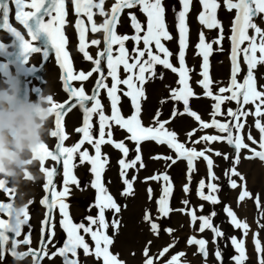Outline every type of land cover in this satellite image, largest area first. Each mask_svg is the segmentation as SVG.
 <instances>
[{"label": "rangeland", "instance_id": "1", "mask_svg": "<svg viewBox=\"0 0 264 264\" xmlns=\"http://www.w3.org/2000/svg\"><path fill=\"white\" fill-rule=\"evenodd\" d=\"M254 3L0 0V264H145L160 258L166 260L163 264L183 258L254 264L247 253L255 243L244 227L246 212L241 217L236 204H228L232 215L228 205L225 210L213 200L221 183L230 184L228 199L240 197L244 178L238 167L227 181L217 167L205 171L207 187L203 184L196 193L206 197L184 210L191 214L187 221L201 216L191 231L190 221L166 205L170 196L184 195V168L178 165L169 174L164 163L171 157L144 134L167 130L183 135L186 120L176 122L172 116L179 114L176 98L181 92L197 98L201 86L219 79L209 75L213 70L208 64L218 53L226 59V50L232 56L250 50L256 55L253 71L258 89L264 91V67L259 68L264 63V0ZM257 25L260 30L255 32ZM194 54L195 64H206L208 74L204 70L202 75V68L191 72ZM257 109L259 118L264 109ZM166 117L173 123L159 127ZM254 123L251 127L263 122ZM166 138H161L163 143L173 147L174 141ZM231 138L222 140V151L230 150ZM255 211L254 217L260 212ZM179 225L188 228L184 233L193 232V240ZM263 225L264 219L262 235ZM171 234L175 237L164 246L163 239Z\"/></svg>", "mask_w": 264, "mask_h": 264}, {"label": "bare ground", "instance_id": "2", "mask_svg": "<svg viewBox=\"0 0 264 264\" xmlns=\"http://www.w3.org/2000/svg\"><path fill=\"white\" fill-rule=\"evenodd\" d=\"M241 2L242 1H240L238 3H240V4L243 3L244 4V2H242V3ZM258 2H259V0H258ZM232 3H234V1ZM253 3H254V0H253ZM255 3H256V1H255ZM250 4L251 3L249 2L246 5H250ZM260 5L261 4H259V6ZM243 7H245V4H244ZM248 8L246 6L247 11H248ZM257 9L259 11V8L258 7H257ZM260 10H261V8H260ZM237 11H238V8H237ZM262 14L264 15L263 12H262ZM253 19L255 20V18H253ZM249 23H251V22H249ZM254 23L255 22H253V24ZM251 26H254V25H251ZM251 30H252V28H251ZM253 30H254V27H253ZM257 30H260V26H258V25L255 26V32ZM259 34H261V33L259 32ZM243 35H245V28L244 27H243L242 36ZM246 35H248V34H246ZM239 36H241V35H239ZM238 39H240V38H238ZM247 41L248 40L246 39V42ZM250 41H251V38H250ZM248 44H250V43H248ZM250 51H247L246 53L244 51V53H241V54H238L239 53L238 52V53H236L237 55H233L232 56V54H231L232 52L230 51V53H229V51L227 52V50H226L225 52H223V53L226 54V59H224L225 56H223L224 58L221 56L225 61H222L223 60L222 58L220 59V55L218 53V55L215 56V62L213 64L212 63H209L208 64V67L212 68L213 71H211L210 68H208V69H210V71H211V73L209 75H214V76L220 77V78L219 79H212L211 82L210 81H207L206 84H204V87L201 86V89L197 93V98L198 99L195 98V96L193 94H191V96L188 97V98H185L188 93H182L181 92L179 94V97L176 98L177 99V103H178V106H177L176 109L178 110L179 114L178 115H172V116L175 117V119H174L175 121H176V118L177 119L186 120V123L183 124V127L185 128V132L183 133V135H181L179 137H177L176 135H174L176 137L175 138L172 134H169V132H166L167 131L166 129H165L166 130L165 131L166 134H164V133L162 134V132L161 133H156L155 131H152V132H155V133H152L153 135L152 134H147L149 132H146L145 133V131H144V134H146V136H148L150 138V139L148 138V140H151V138H153L154 141L156 140L155 142L157 144L162 145L161 147L164 149L165 152H167L168 156L171 157L172 160L165 158V160L166 161L168 160L169 162L164 163L165 166H166V168H168V173L169 174H170V172H173V170H172L173 167L174 168H177L178 165H181L184 168V170H183L184 175L183 176L186 177V178L182 182L185 183V185H184L185 188L183 189L185 192L184 191H181V192L184 193V195H180V196H170L168 198V200H167L168 202L166 204V205H169L170 204V205L175 206L176 207L175 212H176L177 216H180L184 221H187V218L190 217V215H191L190 213H188L189 211H186L185 212L184 210L189 209L190 206H191V204H193V202L200 203L201 200L204 197H206V196H203V195H206V194H202V195L199 194V195H197V193H196V192H198L201 189L200 187L203 186L204 182L206 183V181H207L206 177H207L208 173H205V171L210 172L209 170H210V168L212 166L213 167H217L218 168L217 170H218V172L221 175V179H224V180L227 181V179H229L230 176H232V173L233 172L231 173V171H232L233 167L235 165L238 167V168L235 167V168L239 169L238 174L242 175L243 178H244V183H242L243 184V187L240 189L241 190V193H243L244 195L241 196L242 194L240 193V197H237L236 196V197H232V198L228 199V196H230L232 194V191L229 192L228 190H226V189H228L227 187H230V184L229 183H226L225 184V183H221L220 182L221 183L220 185H217L216 184V189L213 188V189L216 190V192H218V196L213 198V195H212V198H213V200L215 202H217V205H218L219 208L220 207L221 208L223 207V209H224L225 206H227L228 204L229 205L230 204L231 205L232 204H236V206L238 207V211H239L238 213L241 214L239 216L242 217L244 215V212H246L245 215H247L246 219L248 218V222H245V225H244L243 222H241V223H243L244 227H247V229L249 228L251 230L249 232V234H251V235H249V236L251 237L250 239H252L251 241H253L255 243V247H253V250L252 251H248L247 253L253 257V258H251V256H250L249 258L255 259L254 260V264H264V236H263L264 234L262 235V232H261V229H260L261 228L260 227V222H261L262 219H264V193H262L263 190H264V133H263V131H264V113L262 114V112H261L262 115H260L259 118L256 117L259 114V111L258 110H260V109H257V108H262V110L264 109V91L261 92L262 90L260 91L258 89L259 84L257 82V78H255V74H254V71H253L256 68V67L255 68L253 67V65L255 66V64H254L255 62L253 63V61H252L254 59L253 56L255 57L256 55H251L249 53ZM173 53H174V51H173ZM197 55H195V54L194 55H191L192 64H191L190 69H191V72L193 73L195 70H199L200 68H202L203 70H202V73L201 74L203 75V71L205 69H207L206 66H205L206 64H204L203 62H200L199 64L196 65L195 64V61H196V56ZM256 59H258V57ZM221 61L223 63H221ZM258 63H260V60H259ZM230 64L232 65V67H230L231 66ZM260 67H264V63H262L259 66V68ZM189 72H188L187 75H189ZM208 73H209V70H205V74H208ZM261 76H262V74H261ZM224 77H226L227 79H223ZM154 83H156V82L154 81ZM263 83H262V85H263ZM205 103H207L208 105L206 106ZM176 109L172 107L171 110L172 111H175ZM253 114H255V116ZM166 118H168V117H166ZM104 119H105V117H104ZM108 119H110V118L108 117ZM170 119L169 118L166 119L165 120L166 122L163 121V123L164 122L165 123L162 124V125H160L159 127H164L165 125H168L170 127L171 123H173V122H170ZM103 120H101V121H103ZM105 120H107V119H105ZM160 120H162V118ZM257 120H262V122H263L262 125H260V126H252L251 127L250 124L251 123H254ZM175 121H174V125H175ZM113 122H114V118H113ZM107 123L104 124L105 127H106ZM113 125L112 126L110 125V126L113 128ZM100 126H101V124H100ZM107 126L109 127V123H108ZM173 127H175V126H172V128ZM155 128H156V126H155ZM103 129L104 128H102V130H100V131H104ZM111 130H109V131H111ZM255 130L257 131V134L258 135H256V136H248V137L246 136V133L249 134V132L251 134H255L256 133ZM97 131H98V129H97ZM260 131H262V133H261L263 135L262 138L259 137L260 136L259 135V132ZM135 132H139V131H136L135 130ZM112 133H114V131ZM139 133H141V132H139ZM139 133L134 134V136H132L133 135L132 134L131 136L133 138L134 137H137V136H139ZM142 133H141V135H143ZM170 133H171V130H170ZM94 134H95V132H94ZM177 134H179V133L177 132ZM140 137H142V136H140ZM156 137H159V139L161 141H162L161 138L164 139L166 137L172 139L174 141V143H172V144H174V149H173V147H170L169 144H167L168 142L166 144L163 143V141L162 142H159L156 139ZM226 137H228L229 140H232L231 137H233V138H235V140H234V142L232 141L233 144L230 142L232 144V145L229 144V145H231L230 150H228V151L227 150L222 151L221 150V147H220V143ZM110 138H111V135H110ZM167 138H166V140H168ZM142 139H144V138H142ZM94 140H96V139H94ZM134 140H136V139H134ZM145 140H146V138H145ZM166 140H164V141H166ZM256 140H259L260 143L259 144L255 143V142H257ZM225 141H227V140L225 139ZM240 143H244L245 147H244V145H241V147L243 146V148L238 147V146H240ZM150 145H153V142H150ZM139 148H141V147H139ZM226 148L228 149V147H226ZM147 150H148V148H147ZM158 151H159V149H158ZM155 153H157V152H155ZM102 160H103V158L101 159V161ZM173 160H176V162H173ZM120 163H121V161H120ZM212 171H213V168H212ZM213 173H215V172H213ZM164 174H165V172H164ZM209 175H210V173H209ZM214 175H217V174H214ZM211 176H213L212 173H211ZM211 178L212 177H210V180H212ZM212 182H214V181H212ZM212 182L210 181V183H212ZM207 183H209V182H207ZM177 186H179V184ZM205 186L207 187V185H205ZM209 188H212V187H209ZM237 188H238V185H237ZM207 189L205 188L206 191H207ZM232 189H235V188H232ZM235 190H237V189H235ZM178 191H180V190H178ZM210 192H212V191H210ZM226 192H229V193H226ZM228 194H230V195H228ZM234 195H235V193H234ZM72 196H74V195L72 194ZM253 197H254V201L252 202V198ZM207 198L209 199V197H207ZM207 203H209V202H207ZM213 205H214V203H213ZM229 205L227 207H229ZM89 206H91V205L89 204ZM208 206H207V208H208ZM90 208L89 209L86 208V209L89 211ZM178 208H181L182 210L178 211ZM170 209H171V207L169 208V210ZM229 209H231V208L229 207L228 210ZM258 209H259L260 212L257 214L258 216L255 215V217H254V214L257 213V211H255V210H258ZM167 210H168V208H167ZM225 210H226V208H225ZM235 210H236V208H235ZM212 211H214V210H212ZM216 211L218 212L219 209H217ZM229 211H231V210H229ZM229 211L228 212L226 211V213H229ZM232 211H231L230 214H232ZM171 212H173V211H171ZM220 212L222 213V210H220ZM220 212L218 213L219 215H220ZM223 212H224V210H223ZM157 213H159V212H157ZM226 213H224V214H226ZM233 213L236 214V211L233 212ZM176 214H174V215H176ZM215 215H217V214H215ZM260 215L263 216V217H261ZM86 216H87V213H86ZM207 216H208V214H207ZM221 216H223V214ZM226 216L227 215H225V217ZM228 216H230V215L228 214ZM237 216H238V214H237ZM165 217L166 216H164V218ZM200 217H198V215H197V216L192 217L191 221H190V218L187 221V222L190 221L188 223L189 229H192L193 228L191 231L194 230V226L196 225V223L201 221L200 220ZM241 217H239V218H241ZM88 218H90V217H88ZM204 218H206L205 215H204ZM92 220L94 221V219H92ZM155 220L156 219H154L152 222H155ZM243 221H244V219H243ZM156 222H155V224H157ZM186 223L181 224V226H187ZM211 223H212V221H211ZM237 223H238V221H237ZM219 224H221V223H217L216 225L217 226H220ZM151 225L153 226V224H151ZM213 225H215V224H212V226ZM216 225L214 227H216ZM195 228H197V227H195ZM211 228H213V227H211ZM211 228L209 230H211ZM213 229H215V228H213ZM247 229L245 228V232H246ZM163 230H165V229L163 228ZM184 230H188V228H185L184 229V228L181 227V230L180 231L183 232L182 234L184 236L187 235V236H189V238H191V236H193L192 235L193 232H191L190 234L188 232L184 233ZM173 232H176V231H173ZM196 232H198V231H196ZM200 233H198V234H200ZM168 235H170V233ZM225 235H226V233H225ZM246 235H247V233H246ZM172 236H171V238L168 237L166 241H165L166 237L164 236L165 237L163 239V242H165L164 243V246L166 244H167L166 246H168V244L171 243V240L175 237V235H172ZM194 236H196V235H194ZM177 238H179V237L177 236ZM172 243H174V241ZM176 244H178V243H176ZM248 245H249V243H248ZM242 250H244V248L241 249V251ZM155 252L158 253L157 251H155ZM243 252H241V253H243ZM248 254H247V256H249ZM166 255H167V253H166ZM176 255L179 257L178 254H176ZM241 255H243V254H241ZM159 256L156 257V258H159ZM174 257H176V256H174ZM183 257H185V256H183ZM162 258H164V257H162ZM176 258L173 259V261L180 259V258L179 259H176ZM183 259H184V262L181 259L178 262H175L173 264H184V263L185 264H210V262L208 260H196V259H193V258H192L193 260L192 259H187V258H183ZM164 261H166V260H162L161 258L160 259H157V260H155V259L149 260L148 259V263L146 262L145 264H163ZM71 262H73V261H71ZM213 264H216V263H213Z\"/></svg>", "mask_w": 264, "mask_h": 264}]
</instances>
